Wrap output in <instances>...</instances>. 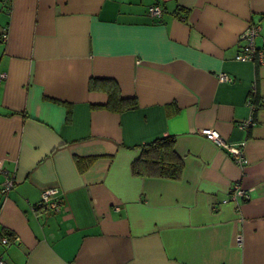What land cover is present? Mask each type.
<instances>
[{"label": "crops", "instance_id": "0c3cea01", "mask_svg": "<svg viewBox=\"0 0 264 264\" xmlns=\"http://www.w3.org/2000/svg\"><path fill=\"white\" fill-rule=\"evenodd\" d=\"M251 22L260 45L264 0H0L4 263L264 264V62L234 58ZM91 78L136 105L103 106ZM203 127L245 140L244 163ZM169 134L180 178L133 175L137 148ZM48 187L57 208L39 206Z\"/></svg>", "mask_w": 264, "mask_h": 264}, {"label": "built area", "instance_id": "2783aa9c", "mask_svg": "<svg viewBox=\"0 0 264 264\" xmlns=\"http://www.w3.org/2000/svg\"><path fill=\"white\" fill-rule=\"evenodd\" d=\"M148 14L155 17H160L163 13V9L158 4L149 5L147 8ZM260 33V26L257 23H249L243 31L239 34L238 37V50L236 51L234 58L236 60H249L256 63L264 62V35L261 38V44L257 45L256 38ZM5 77V72L0 71V83ZM219 79L226 80L227 75L225 73L219 74ZM256 91V84L253 83L250 89V96L248 98V104L251 108V112L255 111L256 105L253 102V96ZM253 123L252 118H249L242 122V126H249ZM199 133L205 136L207 139L212 140L215 144L221 147L229 156V158L238 163L243 164L245 161L244 158V144L245 140H240L236 142L227 141L223 138L215 129L203 127L199 129ZM11 185V181L7 180L1 187L0 190L6 191ZM57 190L55 187H48L41 191V200L39 206L45 208H57L59 201L56 198ZM249 198V190L246 188L240 187L238 184H234L230 189L229 199L233 200L235 203L237 201L246 200ZM228 198L222 199V202H226ZM237 209V208H236ZM18 237L8 239L7 236H2L0 241L3 245L8 246L14 240H17ZM240 240V237L237 236V241ZM0 264H5L2 258H0Z\"/></svg>", "mask_w": 264, "mask_h": 264}, {"label": "trees", "instance_id": "16d2710c", "mask_svg": "<svg viewBox=\"0 0 264 264\" xmlns=\"http://www.w3.org/2000/svg\"><path fill=\"white\" fill-rule=\"evenodd\" d=\"M101 85L108 93L107 101L103 106L111 109H121L136 105L134 97H122L119 95L111 79L91 78L88 82L89 88H97ZM253 102L256 106L259 105L257 94L253 97ZM130 169L131 173L136 176L179 179L183 170V161L175 151L174 136L170 134L159 136L141 144L131 161ZM6 236L11 239L9 234Z\"/></svg>", "mask_w": 264, "mask_h": 264}]
</instances>
